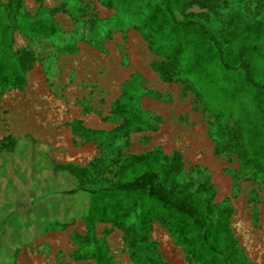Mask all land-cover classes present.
Listing matches in <instances>:
<instances>
[{
    "label": "rangeland",
    "instance_id": "374dc122",
    "mask_svg": "<svg viewBox=\"0 0 264 264\" xmlns=\"http://www.w3.org/2000/svg\"><path fill=\"white\" fill-rule=\"evenodd\" d=\"M229 1L232 11L238 10L243 18L259 19L264 15L262 0ZM8 2L0 0V22L43 19L56 23L59 31L31 44L20 31L12 34V51L31 47L37 59L26 72L23 90H0V144L8 135L19 143L34 140L38 171L49 161H69L71 153L77 159L87 155L86 166L69 164L87 169L83 183L91 190L114 183L131 157L179 153L183 168L174 182L187 185L191 191L204 181L210 182L215 188V206L231 210L230 229L244 257L249 264H264V173L235 152L215 153L221 141L236 146L245 141H237L236 123L230 112L224 110V116L214 118L210 106L198 99L186 83H163L151 70V63L163 58L150 51L137 27L148 12L147 6L154 2L22 0L19 14L7 11ZM204 12L199 5L184 10L185 14ZM201 17L209 25L217 20L214 16ZM241 41H231L232 52L243 45ZM255 41L263 54L254 60V73L264 84V24ZM116 101L128 108L131 117H139L134 126L141 122L139 132L120 135L123 121L113 112ZM64 134L68 138L72 134V140L59 147L57 140L64 139ZM256 142L262 145L260 139ZM26 146L17 152L16 163L20 165H27ZM8 163L9 159H0V179ZM75 183L77 180L67 175L50 182L40 176L38 183L35 177H29L27 191H36L34 208L32 202L18 200L16 196L24 193L19 186L10 185L8 179L0 184V195H10L1 203L6 205L0 217V223H4L0 230V264H96L99 255L104 264H135L124 232L110 223L95 224L96 243L80 217L72 219L64 230L47 231L61 218L62 210L75 213L87 201V196L81 194L57 201L58 194L73 191ZM36 215L38 220L30 226L35 232L21 234ZM8 226L14 231L4 232ZM21 238L25 242L17 243ZM149 239L160 264H195L186 260L183 246L176 245L157 222L151 224Z\"/></svg>",
    "mask_w": 264,
    "mask_h": 264
},
{
    "label": "trees",
    "instance_id": "16d2710c",
    "mask_svg": "<svg viewBox=\"0 0 264 264\" xmlns=\"http://www.w3.org/2000/svg\"><path fill=\"white\" fill-rule=\"evenodd\" d=\"M151 1L154 4L147 6L148 12L137 27L150 51L156 57L163 58L153 61L151 70L157 73L163 83H186L198 99L210 106L214 118L224 116V110L230 112L228 114L236 123L237 141L244 138L245 141L238 146L229 145L226 140L221 141L220 145H216L215 153L218 155L227 150L235 152L248 165H254L259 172L261 170L264 173V84L254 73V60L263 54L255 39L262 30L264 15L259 19L243 18L238 10L232 11L229 0ZM193 5H199L207 13L185 14L186 7ZM260 7L264 11V0ZM6 8L10 14H19L22 0H9ZM201 16L205 19L214 16L217 20L214 25H209L201 20ZM15 30L26 36L31 44L37 38L52 37L59 28L56 23L43 19L0 22V90H23L26 72L37 59L31 47L12 51L11 36ZM237 38L242 40L243 45L232 52L231 41ZM113 112L123 121L118 130L120 135L128 136L131 132L141 130L138 126L140 121L134 127L139 117H131L128 108L119 101L114 103ZM212 130L217 131L215 128ZM215 134L220 136L221 133L217 131ZM256 139H260L261 146ZM24 145H27V165H20L16 163L17 152ZM35 146L36 142L32 139L19 143L10 135L3 138L0 159H9L10 165L8 163L2 169L1 185L8 179L10 185L19 186L24 193L16 197L23 202H32L33 208L37 202L34 197L36 191L28 193L29 177H35L37 183L40 176H45L48 182L62 180L66 175L74 177L77 180L76 188L69 193H59L57 201L60 202L67 195L87 196V201L84 205L80 203L75 213L61 209V218L53 222L47 231L64 230L72 219L80 217L86 224L88 236L96 243L95 224L110 223L124 232L127 249L135 264H160V256L149 239L151 224L157 222L167 230L176 245L183 246L189 262L249 264L232 235L229 221L231 210L228 207L218 209L213 203L214 186L204 181L191 191L187 185L174 182L173 178L183 168L179 153L169 157L158 153L131 157L119 170L114 183L91 190L83 183L87 175L86 168L49 161L46 167L38 171ZM3 195H0V217L2 206L6 205L1 203L10 198L9 194L8 198ZM56 206L62 208L58 202ZM38 218L36 215L21 234L25 231L35 232L30 226ZM3 225L0 223L1 231ZM6 231L13 232L14 229L8 226L4 229ZM25 240L21 238L17 243ZM144 256L147 258L144 259ZM102 258L99 255L95 263L104 264ZM106 261L110 262L108 259Z\"/></svg>",
    "mask_w": 264,
    "mask_h": 264
},
{
    "label": "crops",
    "instance_id": "0c3cea01",
    "mask_svg": "<svg viewBox=\"0 0 264 264\" xmlns=\"http://www.w3.org/2000/svg\"><path fill=\"white\" fill-rule=\"evenodd\" d=\"M65 134H67V133H65ZM65 134H64V139H63V137H61V138H59V140H57L59 147L62 145H67L68 142L72 140V134L70 135L69 138L65 137ZM73 155H75V154L71 153V157L69 158V161H65V162H63V164L75 163V164H78L80 166H86L85 160L88 158L87 155L81 154L82 158H80V159L73 157ZM79 155H80V153H79Z\"/></svg>",
    "mask_w": 264,
    "mask_h": 264
}]
</instances>
